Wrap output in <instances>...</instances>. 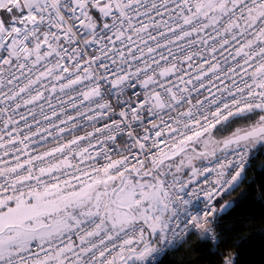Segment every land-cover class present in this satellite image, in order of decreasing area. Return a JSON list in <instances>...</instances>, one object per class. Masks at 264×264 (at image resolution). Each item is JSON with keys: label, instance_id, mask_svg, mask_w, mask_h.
Instances as JSON below:
<instances>
[{"label": "built area", "instance_id": "2783aa9c", "mask_svg": "<svg viewBox=\"0 0 264 264\" xmlns=\"http://www.w3.org/2000/svg\"><path fill=\"white\" fill-rule=\"evenodd\" d=\"M27 14L14 49L0 51V205L94 185L104 197L109 180L154 172L224 120L264 109V0H40ZM250 156L237 145L158 176L170 218L138 264L191 234L216 247V203ZM105 209L12 245L0 264H113L140 250L144 226L106 224Z\"/></svg>", "mask_w": 264, "mask_h": 264}, {"label": "rangeland", "instance_id": "374dc122", "mask_svg": "<svg viewBox=\"0 0 264 264\" xmlns=\"http://www.w3.org/2000/svg\"><path fill=\"white\" fill-rule=\"evenodd\" d=\"M36 2L37 0H0V51L15 46L18 35L31 22L27 9ZM230 5L227 2L214 1L210 7L230 8ZM100 8L94 7L93 10L98 11ZM260 112L250 116L249 120H243L241 126L232 133L226 134V128H222L218 132L209 131L186 142L180 149L156 163L154 172H144L142 175L133 173L127 175L123 181L121 178L109 180L105 186V198L101 187L94 185L68 196L48 191L27 195L13 204H1L0 257L12 245L59 234L67 229L69 220L78 212L91 215L99 213L105 206L106 223L114 227L130 226L135 220L145 227L144 242L150 239L151 234L161 238L170 218V210L158 176L193 171L195 165L204 159L192 150L193 148L198 152H216L223 140L263 126L264 111ZM256 141L245 145L252 151L256 148ZM227 208L228 206H225L221 212ZM151 246L142 247L141 251L120 258L118 262L121 260V264L142 263Z\"/></svg>", "mask_w": 264, "mask_h": 264}, {"label": "trees", "instance_id": "16d2710c", "mask_svg": "<svg viewBox=\"0 0 264 264\" xmlns=\"http://www.w3.org/2000/svg\"><path fill=\"white\" fill-rule=\"evenodd\" d=\"M94 14L97 15L95 11ZM260 111L264 109L245 111L224 120L210 131L226 128L224 133H232L243 120H249ZM255 147L250 150L249 166L231 190L216 203L219 210L228 206L219 216L217 246L213 247L210 242L191 234L157 264H222L226 257L233 258L234 264H264V137L256 141ZM202 161L205 159L199 162ZM157 238L151 234L143 247L154 245ZM159 245L160 242L157 243ZM113 264H121V260Z\"/></svg>", "mask_w": 264, "mask_h": 264}, {"label": "water", "instance_id": "95a60500", "mask_svg": "<svg viewBox=\"0 0 264 264\" xmlns=\"http://www.w3.org/2000/svg\"><path fill=\"white\" fill-rule=\"evenodd\" d=\"M263 137H264V125L257 127L255 129L246 131V132H242L238 135H235L233 137L223 140L220 146L218 147V149L216 150V152L214 153L198 152L194 148L192 150H194L200 156L204 157V159H210V158L217 157L226 149H229L236 145L246 144L250 141H256V140L262 139ZM138 177H142V176H138ZM124 178L125 177H122L121 181H123Z\"/></svg>", "mask_w": 264, "mask_h": 264}, {"label": "crops", "instance_id": "0c3cea01", "mask_svg": "<svg viewBox=\"0 0 264 264\" xmlns=\"http://www.w3.org/2000/svg\"><path fill=\"white\" fill-rule=\"evenodd\" d=\"M163 196H164V194H163ZM167 203V202H166ZM168 205V204H167ZM168 207H169V205H168ZM170 210V209H169ZM134 220V219H133ZM133 223H136V221L134 220V222ZM118 226H122V225H118ZM160 242V239L158 240V242L157 243H159ZM157 243H154V245L152 244V246H151V248L149 249V251H148V253L151 251V250H153L154 248H156L157 247ZM9 253V250L8 251H6V253L4 254V255H6V254H8ZM147 253V254H148Z\"/></svg>", "mask_w": 264, "mask_h": 264}]
</instances>
